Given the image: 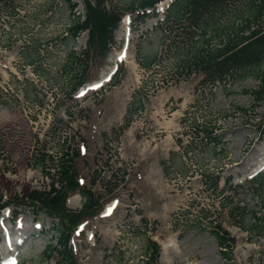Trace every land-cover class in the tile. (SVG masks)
<instances>
[{"label": "rangeland", "instance_id": "374dc122", "mask_svg": "<svg viewBox=\"0 0 264 264\" xmlns=\"http://www.w3.org/2000/svg\"><path fill=\"white\" fill-rule=\"evenodd\" d=\"M172 1L143 22L123 15L105 61L93 59L87 83L69 97L66 76L84 65L69 53L88 42V31L76 38L69 31L77 15L84 20L83 1L72 0L70 11L63 0H1L17 12H0V198L11 202L0 213V264H54L43 252L57 242L58 220L20 201L57 180L61 160L76 150V180L104 208L70 240L77 264H143L147 240L159 245L156 264H264V231L253 217L264 216V184L253 181L264 177L259 80L202 84L189 74L192 65L161 40ZM132 2L106 0L105 8ZM245 4L227 6L217 24ZM251 29L264 31V22ZM209 126L215 140L204 137ZM227 180L236 188L225 189ZM83 203L75 192L66 206L78 211ZM216 224L235 239L228 258Z\"/></svg>", "mask_w": 264, "mask_h": 264}, {"label": "trees", "instance_id": "16d2710c", "mask_svg": "<svg viewBox=\"0 0 264 264\" xmlns=\"http://www.w3.org/2000/svg\"><path fill=\"white\" fill-rule=\"evenodd\" d=\"M82 1L85 6L84 20L80 21L81 17L77 15L69 31L75 38L79 33L88 31V42L87 47L80 53L74 51L69 53L72 62L84 63L81 69L72 70L66 76L69 97L88 81L91 61L93 59L105 61L112 49L113 33L126 14L124 12L134 14L138 21H144L149 16L147 10H153L155 5L163 0H133L132 5L121 11L116 8L119 5L112 9L105 8L106 0ZM240 1L242 0H174L165 10L164 22L159 26L161 40L163 43L169 41L168 44L173 45L174 55L179 60L187 59L193 69L192 71L191 66H188L189 74L192 72L198 74L202 84L221 82L227 77L235 78L239 75V77L258 79L260 84L254 94L257 101H260L264 96V73L261 72L264 67V31L251 29V26L259 21L264 22V0H246L244 11L238 12L221 26L217 24L221 19H215L220 14L224 16V9L227 6ZM63 2L70 11L76 7V3L72 0H63ZM3 10L8 11V15L11 16L17 12L16 6L11 2L0 5V12ZM164 26L167 32L163 29ZM246 31H249L248 35H245ZM186 35L187 39L184 38ZM215 39L218 40L219 45H213ZM152 61L154 59L150 62ZM150 65H147V69ZM214 127L209 126L203 130L206 139L215 140ZM78 155L76 150L72 158H63L58 166L57 180H52L41 191H33L28 196L29 201H20L22 204L31 205L36 212L44 211L50 218L58 220V225L54 227L59 234L57 242L46 246L43 252V259H53L54 264H77V257L70 240L79 225L95 218L103 209V205L98 203V196L91 188L82 187L76 180V168L72 162ZM63 156L67 157L68 153ZM45 174L51 175L49 172ZM218 179L213 180L215 188L218 186ZM254 180L260 187L263 186L262 174L257 175ZM229 183L230 180L224 182L227 186L225 189L236 188ZM222 191L224 190H220ZM75 192L84 198L82 208L78 211L66 207L69 194ZM9 203L11 202L2 203L0 198V212ZM201 217L207 219L210 215L204 213ZM253 217L255 225L259 224L260 230L264 231V216L258 217L253 213ZM214 235L220 248L226 250L222 251V255L228 258L227 253L233 250L235 239L217 224ZM146 244L150 253L148 260L143 264H156L160 248L152 240H147Z\"/></svg>", "mask_w": 264, "mask_h": 264}, {"label": "bare ground", "instance_id": "6f19581e", "mask_svg": "<svg viewBox=\"0 0 264 264\" xmlns=\"http://www.w3.org/2000/svg\"><path fill=\"white\" fill-rule=\"evenodd\" d=\"M4 218H5V217H4ZM19 240H20V239H19ZM20 241H21V240H20ZM20 241H19V242H20ZM12 243H13V242H12ZM10 249H11V248H10Z\"/></svg>", "mask_w": 264, "mask_h": 264}]
</instances>
